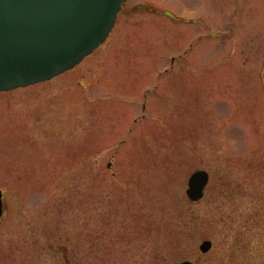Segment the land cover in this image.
Segmentation results:
<instances>
[{"label":"rangeland","instance_id":"374dc122","mask_svg":"<svg viewBox=\"0 0 264 264\" xmlns=\"http://www.w3.org/2000/svg\"><path fill=\"white\" fill-rule=\"evenodd\" d=\"M0 187V264H66L60 232L80 264H264V0H128L73 69L0 92Z\"/></svg>","mask_w":264,"mask_h":264},{"label":"water","instance_id":"95a60500","mask_svg":"<svg viewBox=\"0 0 264 264\" xmlns=\"http://www.w3.org/2000/svg\"><path fill=\"white\" fill-rule=\"evenodd\" d=\"M126 1L0 0V91L50 80L74 68L105 42ZM208 182L207 171H195L188 198L202 199ZM212 246L204 240L199 249L206 254Z\"/></svg>","mask_w":264,"mask_h":264},{"label":"trees","instance_id":"16d2710c","mask_svg":"<svg viewBox=\"0 0 264 264\" xmlns=\"http://www.w3.org/2000/svg\"><path fill=\"white\" fill-rule=\"evenodd\" d=\"M177 219H178L177 224H176L177 226L175 225V227L179 228V226L180 227L183 226L182 224H185V223L187 224L186 221H188V216H187L186 212L179 211L178 215H177ZM57 227H58V230L60 231L61 230V228H60L61 224H57ZM72 235H73V232L71 233L70 236H67V238H66L67 243L61 245V243H64L61 232H60V234L53 233L51 236V239L54 238L55 242L59 246H58V248L55 247V243H54V244H52L51 249L54 251L61 250V252L63 253L64 258L67 262L66 264H80L77 242L75 241V244H74V240L76 237L74 235L73 236ZM66 244H73V246H72L73 248L70 249ZM167 261H168L167 257L162 259V257L159 256V264H167Z\"/></svg>","mask_w":264,"mask_h":264},{"label":"flooded vegetation","instance_id":"af4514ba","mask_svg":"<svg viewBox=\"0 0 264 264\" xmlns=\"http://www.w3.org/2000/svg\"><path fill=\"white\" fill-rule=\"evenodd\" d=\"M210 173V181H209V184H208V186H207V189H208V187H209V185H210V183H211V181H212V176H211V172H209ZM206 189V190H207ZM205 196H206V192H205Z\"/></svg>","mask_w":264,"mask_h":264}]
</instances>
